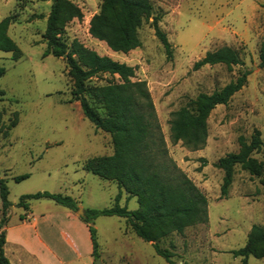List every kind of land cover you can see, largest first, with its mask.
<instances>
[{
    "label": "rangeland",
    "instance_id": "374dc122",
    "mask_svg": "<svg viewBox=\"0 0 264 264\" xmlns=\"http://www.w3.org/2000/svg\"><path fill=\"white\" fill-rule=\"evenodd\" d=\"M69 1L81 10L83 18L69 22L62 38L67 43L75 39L99 56L132 67L133 81L146 82L169 157L207 200V222L169 235L160 247L172 253L174 264H241V258L231 252L244 247L253 225L264 230V192L260 185L264 180V147L251 156L263 165L260 176L251 177L236 167L227 199L219 198L223 173L215 164L228 154L238 153L241 143H248L254 131L264 143V67L259 61L264 44V0L154 2V11L161 16L158 26L172 47L171 60L154 36L151 20L142 23L138 49L114 53L88 33L90 19L102 0ZM50 7L51 0H0V21L10 18L8 36L20 50L17 61L10 53L0 52V68L5 71L0 78V92L4 93L0 97V180H5L11 204L6 231L10 229V238L24 242L38 256L34 258L12 243L6 245V253L11 264H54L38 245V235L63 261L61 264H95L91 250L85 252L87 227L71 225L67 217L70 213L79 220L77 213L49 200L30 201L27 212L17 207L21 196L43 192L73 198L82 212L108 209L118 194L120 207L128 211L138 207L136 199L127 198L115 183L82 169L91 158L112 155L111 139L96 130L83 117L79 104L72 101V82L64 60L43 57ZM222 47L237 51L243 65L192 70L206 53ZM244 72L248 73L244 87L226 106H217L207 117L208 137L201 150L190 152L181 142L171 143L173 112L199 94L222 89ZM108 78L102 76L91 84L103 85ZM14 113L18 124L4 136ZM23 175L28 178L14 180ZM31 215L39 218L36 231L34 227L16 229L18 223L32 224ZM94 228L100 264H167L149 243L132 233L123 219L98 217ZM62 234L74 240L80 250ZM247 264H264V258L249 257Z\"/></svg>",
    "mask_w": 264,
    "mask_h": 264
},
{
    "label": "trees",
    "instance_id": "16d2710c",
    "mask_svg": "<svg viewBox=\"0 0 264 264\" xmlns=\"http://www.w3.org/2000/svg\"><path fill=\"white\" fill-rule=\"evenodd\" d=\"M160 0H102L99 10L89 22V35L103 42L114 53L127 54L141 46L139 30L143 21H149L154 36L164 49L168 60L173 57L172 47L158 24L161 16L154 11V2ZM83 18L81 10L69 0H51L50 12L43 35L45 51L43 57L61 58L65 62L72 82V101L79 104L83 117L98 131L110 136L113 153L107 157L91 158L83 163L82 169L98 178L113 182L127 198L134 197L137 209L128 211L120 207V194L108 209H85L79 220L87 227L91 257L97 261L98 245L94 221L98 217H117L125 220L132 233L149 243L155 254L174 264L172 253L160 247V242L169 235L182 234L185 229L208 220L207 200L191 180L169 157L160 127L157 122L145 81H133L134 69L109 57L99 56L77 40L67 43L62 34L65 26ZM10 18L0 21V52L10 53L12 60L20 58V50L8 36ZM260 66L264 67V44L259 51ZM224 65L228 69L242 66L239 53L229 47L208 52L193 64L197 71L205 66ZM5 71L0 68V78ZM248 73L211 94H199L183 107L171 114L170 140L179 142L190 152L201 150L207 141L206 119L217 106H226L230 99L246 83ZM102 76L109 78L103 85H92ZM4 96L0 92V97ZM2 101V100H0ZM17 114L4 131L18 124ZM264 147L258 131H254L248 143L242 142L240 151L220 158L215 167L222 171L220 199H227L233 183L236 167L251 177H258L263 165L251 156ZM28 175L14 178L16 182L26 180ZM264 192V180L260 182ZM32 200H49L56 205L77 213V202L63 195L35 193L19 198L17 207L29 210ZM0 264H10L4 255L6 227L8 223V189L5 180H0ZM20 221H24L20 217ZM233 257L247 264L249 257L264 258V230L257 225L250 228L244 247L232 251Z\"/></svg>",
    "mask_w": 264,
    "mask_h": 264
},
{
    "label": "crops",
    "instance_id": "0c3cea01",
    "mask_svg": "<svg viewBox=\"0 0 264 264\" xmlns=\"http://www.w3.org/2000/svg\"><path fill=\"white\" fill-rule=\"evenodd\" d=\"M31 217H32L31 219H34V222L32 224H30V223H28V224H25V223L19 224L18 223L17 226H16L17 227L16 229H25V228H28V227H32V228L34 227L33 229H34V231H36V227H37V225L39 223V218H33L32 215H31ZM67 217L71 221L70 222L71 225H74L76 227H81L82 229L86 228V226L84 224H82V222H80L77 218L72 217L70 213L67 214ZM86 231H87V233H85V235H86V239H85V243H86L85 249L86 250H85V252H87L89 249L91 250L90 245H89L90 244L89 243L90 241H88L89 234H88L87 228H86ZM10 232H11L10 229H8L6 231V238H5L6 243L4 245V255L7 258V260H8V256H7V253H6V245L9 244V243H12L15 247H19V248H21L23 250L24 249L27 250L28 251L27 253L30 256L34 257V258H36V256H38V254L35 253V252H33V251H31L30 248H28L27 245L24 242H21L20 240H18L16 238H10ZM35 235H36V233H35ZM62 236L63 237H68V239L70 240L71 244L74 245L77 249L80 250V246L78 244H76V242L74 240H72L68 235L62 234ZM36 240H37L38 245L40 247H42V249H44V251H46V253L50 256V259L53 260V261H55L54 264H61L63 262L60 258H58L56 256V254L51 250L50 247H48L47 245H45V244L42 243V241L39 239V236L38 235H36ZM11 255H13V252H11ZM90 255H91V252H90Z\"/></svg>",
    "mask_w": 264,
    "mask_h": 264
},
{
    "label": "water",
    "instance_id": "95a60500",
    "mask_svg": "<svg viewBox=\"0 0 264 264\" xmlns=\"http://www.w3.org/2000/svg\"><path fill=\"white\" fill-rule=\"evenodd\" d=\"M77 214H78V216H82V214H83L82 210H79L77 212ZM95 264H100V262L99 261H95Z\"/></svg>",
    "mask_w": 264,
    "mask_h": 264
}]
</instances>
